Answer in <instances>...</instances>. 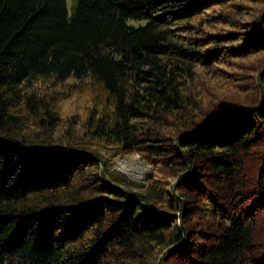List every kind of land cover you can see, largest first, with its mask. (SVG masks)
<instances>
[{"label":"trees","instance_id":"1","mask_svg":"<svg viewBox=\"0 0 264 264\" xmlns=\"http://www.w3.org/2000/svg\"><path fill=\"white\" fill-rule=\"evenodd\" d=\"M243 1L0 0V264H264V70L248 106L194 89L264 52V11L207 31ZM72 94L85 138L62 146ZM96 146L163 176L136 193Z\"/></svg>","mask_w":264,"mask_h":264},{"label":"rangeland","instance_id":"2","mask_svg":"<svg viewBox=\"0 0 264 264\" xmlns=\"http://www.w3.org/2000/svg\"><path fill=\"white\" fill-rule=\"evenodd\" d=\"M73 3L74 0H66L69 14ZM263 11L264 0H244L236 6L216 8L213 14L224 15L226 22L214 24L216 26H210L207 31L222 34L232 32L236 35L247 33L250 30L244 26L250 25ZM262 69L264 70V52L226 59L220 65L212 66L210 69L198 68L194 89L200 95L197 99L201 102V111L205 112L226 102L234 103L237 106H248L254 101L256 77ZM60 105L62 124L54 134L55 139H57L56 142L65 145V142L60 143L59 140L68 138L72 131H76L74 135L81 141L85 138L82 135L83 125L87 117V99L78 94H72ZM93 145L90 146L93 147ZM105 147L103 149L101 146H96L97 149H101L102 155L110 162L109 172L116 173L124 181L130 183L136 193L141 191L140 187L145 184L148 177L161 178L163 176L140 155L129 154L115 157L108 149L109 147ZM175 181L176 179L172 177L166 179L167 185L170 186ZM161 256L162 252L156 253L158 260L161 259Z\"/></svg>","mask_w":264,"mask_h":264}]
</instances>
